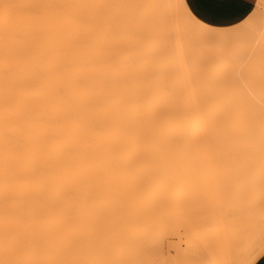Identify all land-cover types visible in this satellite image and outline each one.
Returning <instances> with one entry per match:
<instances>
[{
    "label": "bare ground",
    "instance_id": "obj_1",
    "mask_svg": "<svg viewBox=\"0 0 264 264\" xmlns=\"http://www.w3.org/2000/svg\"><path fill=\"white\" fill-rule=\"evenodd\" d=\"M141 1L0 0V264L264 250V16Z\"/></svg>",
    "mask_w": 264,
    "mask_h": 264
},
{
    "label": "rangeland",
    "instance_id": "obj_2",
    "mask_svg": "<svg viewBox=\"0 0 264 264\" xmlns=\"http://www.w3.org/2000/svg\"><path fill=\"white\" fill-rule=\"evenodd\" d=\"M212 1L213 0H192V4H195L198 11H200L201 16L203 17V19H201L198 16L195 18V21L204 24L207 28L211 30L214 29L227 30L228 32L229 31L235 32L237 30L246 31L247 29L258 27L261 24V22L257 20L260 17L264 16V0H254L252 4H244L236 0H220L222 2L227 3L226 6H218L212 3ZM141 2L146 8H148V11L150 9V11H152L153 14H155V17L160 16L161 13L159 9L154 6L150 7L149 0H142ZM183 3L186 6L185 8L187 9H190L192 7V4L189 3V0H184ZM254 4H255L254 9L247 16V18L243 20L240 17L241 12L251 10ZM193 15L195 14L193 13ZM209 21H211V23H209ZM263 240L264 237L262 241ZM169 241L175 243L177 239L171 236L169 238ZM181 245H182L181 250L183 251V255L185 254L187 255L189 253V250L185 247L183 243ZM215 245L220 249L223 246V248L225 249L227 243L222 242V245L219 246L215 242ZM165 252H167V250ZM170 256L174 257L176 256V253H174L171 250ZM178 257H180V253ZM231 261H232V253L228 254L227 257H223L224 264H231Z\"/></svg>",
    "mask_w": 264,
    "mask_h": 264
},
{
    "label": "snow or ice",
    "instance_id": "obj_3",
    "mask_svg": "<svg viewBox=\"0 0 264 264\" xmlns=\"http://www.w3.org/2000/svg\"><path fill=\"white\" fill-rule=\"evenodd\" d=\"M189 3L192 4V0H189ZM193 13L195 15H193ZM185 14L189 17V19L193 20L195 22L196 17H200L203 19V17L200 14V11H198L197 7L195 4H192V7L190 9H185ZM211 23V21H209ZM257 257H264V250H261L258 253L253 254L252 258L249 260V264H256Z\"/></svg>",
    "mask_w": 264,
    "mask_h": 264
},
{
    "label": "crops",
    "instance_id": "obj_4",
    "mask_svg": "<svg viewBox=\"0 0 264 264\" xmlns=\"http://www.w3.org/2000/svg\"><path fill=\"white\" fill-rule=\"evenodd\" d=\"M238 2L244 3V4H252L254 0H236ZM212 3L218 5V6H226L227 3L222 2L220 0H213ZM256 4V3H255ZM255 4L253 5V8L248 11L241 12L240 17L244 20L247 18V16L251 13V11L254 9Z\"/></svg>",
    "mask_w": 264,
    "mask_h": 264
}]
</instances>
